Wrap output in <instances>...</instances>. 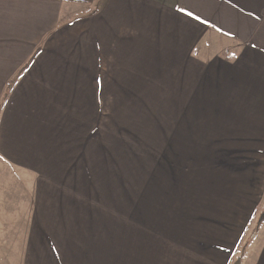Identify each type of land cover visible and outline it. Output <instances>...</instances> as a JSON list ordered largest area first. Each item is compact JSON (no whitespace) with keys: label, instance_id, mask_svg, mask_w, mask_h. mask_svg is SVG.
<instances>
[{"label":"crops","instance_id":"crops-1","mask_svg":"<svg viewBox=\"0 0 264 264\" xmlns=\"http://www.w3.org/2000/svg\"><path fill=\"white\" fill-rule=\"evenodd\" d=\"M13 81L0 182L17 234L0 264H119L116 153L128 148L106 97L116 108L122 83L164 84L170 100L149 104L174 103L160 108L179 130L160 133L163 149L249 151L233 141L264 135V0H0V102Z\"/></svg>","mask_w":264,"mask_h":264},{"label":"rangeland","instance_id":"rangeland-1","mask_svg":"<svg viewBox=\"0 0 264 264\" xmlns=\"http://www.w3.org/2000/svg\"><path fill=\"white\" fill-rule=\"evenodd\" d=\"M128 84L122 83L120 105L114 108L113 99L106 97L105 107L108 114L116 112L125 135L122 144L126 145L121 148H128L116 153L120 166L119 185L114 184L120 198L119 264H142L144 259L146 264H174L177 250L200 258L202 264H258L264 257V135H242L233 141L241 143L233 147H248L249 151H167L163 149L167 139L160 133H177L179 128L176 119L170 118L169 126L163 122L167 119L160 106L175 104L153 106L149 101H169L168 87L141 83L131 88ZM130 88L137 99L128 93ZM109 90L106 86L105 92ZM8 96L6 89L0 108ZM130 131L133 138L127 135ZM11 188L0 182V242L6 233L7 238L17 234L9 227L13 209L4 202ZM107 189L112 187L105 184L104 193L113 195ZM215 246L224 247V258L214 259ZM7 250L15 251V247Z\"/></svg>","mask_w":264,"mask_h":264},{"label":"trees","instance_id":"trees-1","mask_svg":"<svg viewBox=\"0 0 264 264\" xmlns=\"http://www.w3.org/2000/svg\"><path fill=\"white\" fill-rule=\"evenodd\" d=\"M31 61H32V60H31ZM31 61H30V62H31ZM27 67H28V66H27ZM27 67L25 66L22 70L25 71V70L27 69ZM15 84H16L15 81H13L12 83H10V84L8 85V88H7V89L10 91V90L14 87ZM5 98H6V96H5ZM5 98H4V99H5ZM261 222H262V221H261ZM260 224H261V223H260ZM260 224L257 225L256 231L259 229Z\"/></svg>","mask_w":264,"mask_h":264}]
</instances>
